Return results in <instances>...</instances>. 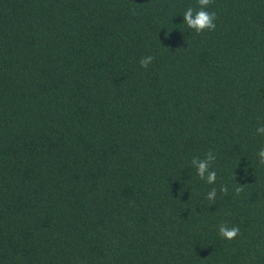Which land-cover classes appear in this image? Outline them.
I'll use <instances>...</instances> for the list:
<instances>
[{
    "label": "trees",
    "instance_id": "obj_1",
    "mask_svg": "<svg viewBox=\"0 0 264 264\" xmlns=\"http://www.w3.org/2000/svg\"><path fill=\"white\" fill-rule=\"evenodd\" d=\"M190 6L0 0V264H264V0Z\"/></svg>",
    "mask_w": 264,
    "mask_h": 264
},
{
    "label": "clouds",
    "instance_id": "obj_2",
    "mask_svg": "<svg viewBox=\"0 0 264 264\" xmlns=\"http://www.w3.org/2000/svg\"><path fill=\"white\" fill-rule=\"evenodd\" d=\"M198 7H188L182 14L183 24L187 28L193 30L199 34L204 31H214L216 28V13L208 11L209 5L213 3V0H196ZM152 56H146L139 61L142 68L147 66L153 61ZM257 134L264 135V125L256 128ZM258 158V164L264 166V146H261L256 153ZM216 159L215 155L209 151L205 154L203 159L193 158L191 161L192 166L196 169V174L201 180H205L208 184H214L216 181V171L211 168L213 161ZM244 190L243 185L235 188V193L239 195ZM219 191L223 194H227L229 189L226 185H221ZM217 195L216 188H212L206 195V199L214 203ZM218 234L224 240L231 241L240 234L238 226H229L227 224H221L218 227Z\"/></svg>",
    "mask_w": 264,
    "mask_h": 264
}]
</instances>
